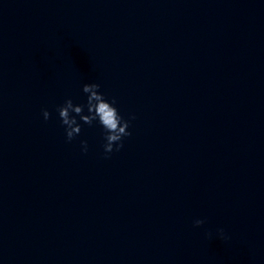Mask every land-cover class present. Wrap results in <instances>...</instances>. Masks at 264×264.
I'll use <instances>...</instances> for the list:
<instances>
[{
  "label": "water",
  "instance_id": "95a60500",
  "mask_svg": "<svg viewBox=\"0 0 264 264\" xmlns=\"http://www.w3.org/2000/svg\"><path fill=\"white\" fill-rule=\"evenodd\" d=\"M0 264H264V0H0Z\"/></svg>",
  "mask_w": 264,
  "mask_h": 264
},
{
  "label": "clouds",
  "instance_id": "9594fccd",
  "mask_svg": "<svg viewBox=\"0 0 264 264\" xmlns=\"http://www.w3.org/2000/svg\"><path fill=\"white\" fill-rule=\"evenodd\" d=\"M101 85L99 83L84 84L83 92L87 94V103L75 104L72 98H68L64 103L57 107L59 118L62 125L65 126L66 138L68 142L74 140L82 132V123L92 126L98 122L104 129L103 145L105 158H109L113 152H118L124 147V138L129 137L132 133L129 131L130 121L134 120L135 115H130L129 119L121 116L119 110L114 106L116 104L115 98L109 102L105 95L100 91ZM87 108V114H85ZM45 121L51 119L52 113L48 109L42 112ZM79 117V120L77 119ZM83 151H88V142L81 141ZM203 219H196L194 225L201 227L204 225ZM211 236V233L208 234ZM219 238L225 242L229 241L231 237L224 229L218 230Z\"/></svg>",
  "mask_w": 264,
  "mask_h": 264
}]
</instances>
